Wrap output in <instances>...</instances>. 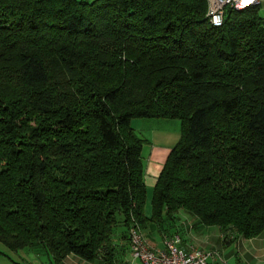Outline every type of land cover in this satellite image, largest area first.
Returning <instances> with one entry per match:
<instances>
[{"label": "trees", "instance_id": "obj_1", "mask_svg": "<svg viewBox=\"0 0 264 264\" xmlns=\"http://www.w3.org/2000/svg\"><path fill=\"white\" fill-rule=\"evenodd\" d=\"M259 6L214 26L208 0H0V242L112 264L119 227L182 209L260 236ZM134 118L181 121L151 217Z\"/></svg>", "mask_w": 264, "mask_h": 264}, {"label": "crops", "instance_id": "obj_2", "mask_svg": "<svg viewBox=\"0 0 264 264\" xmlns=\"http://www.w3.org/2000/svg\"><path fill=\"white\" fill-rule=\"evenodd\" d=\"M173 147L164 141L153 140L152 144L143 148L145 182L147 186V204L145 213L152 215L151 199L155 184ZM124 228L119 227L115 236L117 251L112 264H143L133 257L128 237L124 236ZM143 231L154 248H163L167 238L174 234L181 237V246L187 250L198 247L205 251L215 252L210 264H264V232L255 238L246 239L237 235L232 229L225 232L219 226H205L188 211L179 210L174 219L163 223L149 222ZM126 235V233H125ZM27 251L8 252L0 248V264H56L53 256L43 247L27 248ZM47 258H46V257ZM60 264H107L103 260L87 261L76 254H69Z\"/></svg>", "mask_w": 264, "mask_h": 264}, {"label": "built area", "instance_id": "obj_3", "mask_svg": "<svg viewBox=\"0 0 264 264\" xmlns=\"http://www.w3.org/2000/svg\"><path fill=\"white\" fill-rule=\"evenodd\" d=\"M258 4L260 0H250L247 4L244 0H208L207 17L212 25L221 26L228 9L243 10ZM129 238L133 257L143 264H210V258L216 255L198 247L183 248L179 234L167 238L163 248H154L137 224L130 228Z\"/></svg>", "mask_w": 264, "mask_h": 264}, {"label": "rangeland", "instance_id": "obj_4", "mask_svg": "<svg viewBox=\"0 0 264 264\" xmlns=\"http://www.w3.org/2000/svg\"><path fill=\"white\" fill-rule=\"evenodd\" d=\"M259 14L264 17V0H260ZM131 125L134 127L137 134L145 139V149L152 144L153 140H163L165 145L173 147L182 135L181 121L179 119L134 118L131 121ZM0 248L13 253L12 250L8 249L2 242H0ZM23 250L33 254V252H30L27 248L22 249V251ZM33 255L35 256V254Z\"/></svg>", "mask_w": 264, "mask_h": 264}, {"label": "snow or ice", "instance_id": "obj_5", "mask_svg": "<svg viewBox=\"0 0 264 264\" xmlns=\"http://www.w3.org/2000/svg\"><path fill=\"white\" fill-rule=\"evenodd\" d=\"M250 2V0H244V3L245 4H247V3H249Z\"/></svg>", "mask_w": 264, "mask_h": 264}]
</instances>
